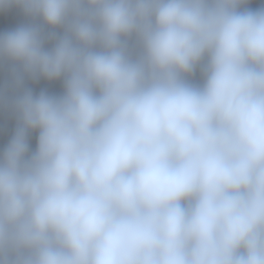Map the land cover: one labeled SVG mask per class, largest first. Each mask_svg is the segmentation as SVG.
I'll return each mask as SVG.
<instances>
[{
    "label": "clouds",
    "instance_id": "1",
    "mask_svg": "<svg viewBox=\"0 0 264 264\" xmlns=\"http://www.w3.org/2000/svg\"><path fill=\"white\" fill-rule=\"evenodd\" d=\"M251 2L0 0V264H264Z\"/></svg>",
    "mask_w": 264,
    "mask_h": 264
},
{
    "label": "trees",
    "instance_id": "2",
    "mask_svg": "<svg viewBox=\"0 0 264 264\" xmlns=\"http://www.w3.org/2000/svg\"><path fill=\"white\" fill-rule=\"evenodd\" d=\"M251 4L257 9L264 7V0H252ZM26 18L19 9H12L6 13H0V32L14 28L21 23H25ZM4 78V77H2ZM53 93L61 94L63 92L62 82H54L49 84ZM10 131V130H9ZM6 139H10V136H6ZM32 145L36 146V134L31 137Z\"/></svg>",
    "mask_w": 264,
    "mask_h": 264
},
{
    "label": "rangeland",
    "instance_id": "3",
    "mask_svg": "<svg viewBox=\"0 0 264 264\" xmlns=\"http://www.w3.org/2000/svg\"><path fill=\"white\" fill-rule=\"evenodd\" d=\"M249 7L256 9L252 4H250ZM2 77H4V74L3 72H0V84H2L4 80V78ZM196 79H200L199 73H197ZM30 86H32L36 91H39L40 88H48V90L52 92L50 85L47 81L42 80L39 82V84H34ZM15 125L16 121L14 117H12L10 114L0 112V150H2L3 147H5L8 143L9 139H6V136L11 137L12 133L14 132ZM30 142L32 148L34 149L35 147L32 145V140Z\"/></svg>",
    "mask_w": 264,
    "mask_h": 264
}]
</instances>
